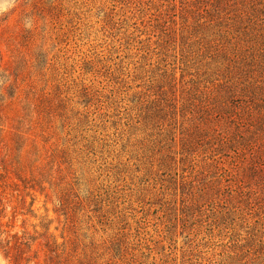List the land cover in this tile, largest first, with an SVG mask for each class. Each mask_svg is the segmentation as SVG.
I'll return each mask as SVG.
<instances>
[{"label":"rangeland","instance_id":"obj_1","mask_svg":"<svg viewBox=\"0 0 264 264\" xmlns=\"http://www.w3.org/2000/svg\"><path fill=\"white\" fill-rule=\"evenodd\" d=\"M216 1L0 0V264H264L262 172L196 125L248 47Z\"/></svg>","mask_w":264,"mask_h":264},{"label":"trees","instance_id":"obj_2","mask_svg":"<svg viewBox=\"0 0 264 264\" xmlns=\"http://www.w3.org/2000/svg\"><path fill=\"white\" fill-rule=\"evenodd\" d=\"M216 5L219 15L228 9L234 11L231 16L223 14L219 20L227 34L241 32L235 38L244 39L248 47H235L231 51L221 47L222 62L218 69L223 82L205 100L200 111L202 120L196 125L202 131L224 136V143L230 144L237 154L247 149L250 167L260 169L264 180V0H217ZM215 127L222 131H216ZM250 130L253 136L247 138L245 134ZM235 132L239 141L228 138ZM33 150L37 151L35 145ZM60 238L61 243L50 234L44 243V258L49 264H98L92 252L79 250L74 243L67 250L68 241L62 235ZM16 261L12 256L10 262Z\"/></svg>","mask_w":264,"mask_h":264},{"label":"clouds","instance_id":"obj_3","mask_svg":"<svg viewBox=\"0 0 264 264\" xmlns=\"http://www.w3.org/2000/svg\"><path fill=\"white\" fill-rule=\"evenodd\" d=\"M3 9L2 8H0V11H2Z\"/></svg>","mask_w":264,"mask_h":264}]
</instances>
